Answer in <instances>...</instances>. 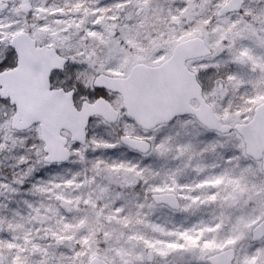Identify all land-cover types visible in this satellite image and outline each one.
<instances>
[{"label":"snow or ice","instance_id":"snow-or-ice-1","mask_svg":"<svg viewBox=\"0 0 264 264\" xmlns=\"http://www.w3.org/2000/svg\"><path fill=\"white\" fill-rule=\"evenodd\" d=\"M0 264H264V0H0Z\"/></svg>","mask_w":264,"mask_h":264}]
</instances>
